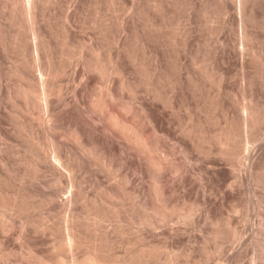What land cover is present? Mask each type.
Wrapping results in <instances>:
<instances>
[{
    "label": "rangeland",
    "instance_id": "obj_1",
    "mask_svg": "<svg viewBox=\"0 0 264 264\" xmlns=\"http://www.w3.org/2000/svg\"><path fill=\"white\" fill-rule=\"evenodd\" d=\"M25 4L0 0V264H32L35 256L56 261L53 248L68 229L90 245L102 236L105 253L130 264H264V120L245 123L243 109L254 105L264 115V0L249 1L256 19L248 27L240 24L236 0H33L30 12ZM97 48L123 55L139 89L134 95L121 90L116 75L106 80L114 99L94 88L95 73L84 80ZM59 65L66 73L54 79L49 73ZM37 78L56 88L50 99L33 88ZM151 82H162L168 106L154 101ZM112 111L126 125L117 119L116 126ZM76 121L113 158L74 137ZM230 128L239 140L226 147L220 142ZM52 130L61 151L48 137ZM144 140L160 142L153 155L164 158L163 170ZM160 170L163 195L155 185ZM21 186L35 193L23 195ZM14 202L25 208L13 209ZM30 246L35 253L27 260ZM88 247L72 250L82 257ZM69 251H62L66 260Z\"/></svg>",
    "mask_w": 264,
    "mask_h": 264
},
{
    "label": "bare ground",
    "instance_id": "obj_2",
    "mask_svg": "<svg viewBox=\"0 0 264 264\" xmlns=\"http://www.w3.org/2000/svg\"><path fill=\"white\" fill-rule=\"evenodd\" d=\"M28 1V0H27ZM249 1L250 0H236V8H238V12H239V15H240V24L242 25V27H245V26H247L248 24H249V22L250 21H253L254 20V18L256 17V15L254 14V12L255 11H253V10H251L250 12H248V10H247V5H248V3H249ZM35 3V2H34ZM27 4V3H26ZM25 4V8H26V12H30V9H32V6H33V0H29V4H28V6ZM35 5V4H34ZM254 7V6H253ZM34 12V11H33ZM35 15V14H34ZM33 18V17H32ZM31 19V18H30ZM35 19V18H34ZM256 19V18H255ZM36 21V20H35ZM255 21V20H254ZM31 22V21H30ZM34 22V21H33ZM37 23V22H36ZM248 27V26H247ZM247 27H246V29H247ZM243 29V28H242ZM245 29V28H244ZM69 31V30H68ZM248 31V30H247ZM246 30L245 31H243L242 32V39L243 40H246V38L247 39H249V36H248V32H247ZM19 33V32H18ZM251 35V34H250ZM185 39H187V38H185ZM43 40V39H42ZM117 41V40H116ZM187 41V40H186ZM248 41V40H247ZM245 42V41H244ZM23 44V43H22ZM45 44V43H44ZM85 45V44H84ZM245 46V45H244ZM83 47V46H82ZM97 47H99L100 48V46H97ZM20 48H21V45H20ZM23 50H27V48H28V46H26L25 47V45H23ZM21 48V49H22ZM42 48H44V49H46V45H43L42 44ZM95 48V47H94ZM106 48V47H105ZM241 48V47H240ZM34 49L37 51L36 53L37 54H39V51H40V46H39V43L37 42V41H35V44H34ZM88 49V48H87ZM245 49V48H244ZM243 49V50H244ZM22 50V51H23ZM35 50H33V51H35ZM77 50V49H76ZM81 51H82V49H80ZM115 50V49H114ZM125 50V49H124ZM241 50V49H240ZM71 51V50H70ZM85 51V50H84ZM95 51V52H94ZM242 51V50H241ZM103 52V51H102ZM102 52H101V50L100 49H95V50H93V53H95L96 54V57H95V59L93 60L92 59V62H90V64H88L87 66H88V68H85V73H84V75L86 76V77H84V80L85 81H87L86 80V78H87V76H89L90 74H88V73H90V72H92V73H95L96 74V76H98V78H96L94 81H93V85H94V88H96V89H98L99 91L98 92H101L102 90H104V91H108V95L110 94V96L114 99L115 98V94H114V92L110 89V86H108L107 84H106V80L109 78V77H111V78H114V75H116V76H119L120 77V80H121V85H120V87H121V90H123V91H127V92H129L131 95H134L135 93H136V91L137 90H139V89H137L136 88V86L133 84V83H131L130 82V78H129V76H128V70H127V68H126V66H125V64H124V62H123V55L121 54V53H117L116 55H113V53H111L110 52V50L108 51V53H107V55L105 56V54H102ZM105 52H107V51H105ZM129 52H131V51H129ZM243 52V51H242ZM81 53V52H80ZM128 53V52H127ZM68 54V53H67ZM71 54V53H70ZM73 54V53H72ZM85 54V53H84ZM64 55V54H63ZM69 55V54H68ZM67 55V56H68ZM105 57H104V56ZM128 55V54H127ZM140 55V54H139ZM38 56V55H37ZM41 56V55H40ZM80 56V55H79ZM129 56H130V58L131 57H133L135 60L138 58V54H129ZM128 56V57H129ZM69 57V56H68ZM140 57V56H139ZM144 57V56H143ZM82 59V58H81ZM140 59V58H139ZM142 59H144V58H142ZM146 59V58H145ZM36 60V59H35ZM90 60V59H89ZM134 60V61H135ZM37 61V60H36ZM132 61V60H131ZM137 61H138V59H137ZM147 60H141L140 62V64L141 65H139V66H141L143 69H145V70H147V62H146ZM195 61V60H194ZM87 62H88V60H87ZM29 64V63H28ZM60 64V63H59ZM62 64V63H61ZM64 64V63H63ZM62 64V65H63ZM138 64V63H137ZM264 64V63H263ZM62 65H59V67H57V68H54V70H51V72L49 73V75L52 77V78H56L58 75L60 76V74H62V73H66V71H64L65 69V67L64 66H62ZM56 66V65H55ZM66 66V65H65ZM28 67V66H27ZM141 67H140V70H141ZM160 67V66H159ZM53 68V66L51 67V69ZM149 68V67H148ZM19 69V68H18ZM26 69V68H25ZM24 69V70H25ZM33 69V68H32ZM48 69V68H47ZM157 69V68H156ZM184 69V68H183ZM24 70H22V71H24ZM69 70V69H68ZM22 71H20V70H17L15 73H17V74H19V75H21V77H25L24 78V80L27 78L26 76V74H25V72H22ZM34 71V70H33ZM38 71V70H37ZM264 71V70H263ZM49 72V71H48ZM141 72V71H140ZM147 72H150L149 71V69L147 70ZM14 73V74H15ZM42 73V72H41ZM44 73V72H43ZM143 73V72H142ZM13 74V75H14ZM17 74H15V75H17ZM150 74V76H152L151 78H153V76H154V73L153 72H150L149 73ZM130 75V74H129ZM146 75H148V74H146ZM47 76V75H46ZM49 76V77H50ZM113 76V77H112ZM115 76V77H116ZM39 77V76H38ZM48 77V78H49ZM71 77V76H70ZM32 78V77H31ZM40 78V77H39ZM48 78H42V79H38L37 78V82H36V84L33 86V88L36 90V92H39V93H41V95H42V98L43 97H45V96H47V95H49L50 97H49V99L51 98V94L53 93H55L56 91V88H55V90H54V88L52 87L53 85H50L49 84V82H48ZM134 78V77H133ZM22 79V78H21ZM30 79V78H29ZM154 79V78H153ZM159 79H161V78H159ZM191 79V78H190ZM32 80H34V79H32ZM36 80V79H35ZM194 80V79H193ZM198 80V79H197ZM50 81V80H49ZM85 81H83V82H85ZM111 81V80H110ZM158 81V80H157ZM162 81V80H161ZM34 82V81H33ZM58 82V81H57ZM196 82V81H195ZM51 83V82H50ZM162 83V82H161ZM161 83H156V82H151L150 83V88H151V92H150V90H149V92H150V94L152 95V98L154 99V101L155 102H158V103H161L163 106H166L168 103H169V99L167 98V96H166V94H165V92H164V90H163V85L161 84ZM86 84H88V82L86 83ZM140 84V83H139ZM33 85V84H32ZM109 85H110V83H109ZM139 86V85H138ZM32 87V86H31ZM113 87V86H112ZM61 88H62V86H61ZM59 89L58 91H60L61 93H63L61 90H63V88L62 89ZM30 89V88H29ZM106 89V90H105ZM28 90V89H27ZM33 90V89H32ZM22 91V90H21ZM27 92V91H26ZM30 92H32V91H30ZM77 92V91H76ZM103 92V91H102ZM33 93V92H32ZM138 93V92H137ZM77 94V93H76ZM75 94V95H76ZM149 94V93H148ZM23 95V94H22ZM34 95V94H33ZM56 95V94H55ZM60 95V94H59ZM78 95V94H77ZM76 95V96H77ZM103 95H104V93H103ZM106 95H107V93H106ZM37 96V95H36ZM150 96V95H149ZM99 97V96H98ZM97 97V98H98ZM102 99H103V97L104 96H100ZM99 97V98H100ZM135 97V96H134ZM20 98V97H19ZM133 98V97H132ZM46 99L44 98V100H43V103H44V101H45ZM83 100H84V98H83ZM94 100L96 101V98H94ZM127 100V99H126ZM98 101V100H97ZM103 101V100H102ZM46 102V101H45ZM133 102V100H130L129 101V99H128V103H127V106L128 105H130V104H133L132 103ZM41 103V102H40ZM48 103V102H47ZM50 103V102H49ZM48 103V104H49ZM80 103V102H79ZM95 103V105H99V104H101L100 102L98 103V102H94ZM170 103H171V101H170ZM124 104V103H123ZM30 105V104H29ZM47 105V104H46ZM50 105V104H49ZM97 105V106H98ZM169 105V104H168ZM167 105V106H168ZM257 105V104H256ZM44 106V105H43ZM127 106H125L123 109L124 110H122V111H125L127 108H129V107H127ZM133 105H131V107H132ZM249 106V105H248ZM248 106H245L244 105V107H243V109H244V111H246L244 114L246 115V113H247V115L246 116H244V120H245V123L247 122H249V120H251L252 122H253V125L254 124H258V122H259V124H260V122H261V120L263 119L264 120V115L262 114L263 113V111H262V109H261V111H262V113H260V111H259V109L257 108V107H254V105H253V107H248ZM251 106V105H250ZM99 107V106H98ZM127 107V108H126ZM259 107V106H258ZM133 108V107H132ZM242 108V107H241ZM51 109V108H50ZM49 109V110H50ZM79 109V108H78ZM97 109V108H96ZM243 109H242V112H243ZM48 110V109H47ZM146 110V109H145ZM128 112V111H127ZM69 113H70V111H69ZM56 115H54V117H55V119L56 120H58L59 118H58V113H55ZM132 114V113H131ZM148 114V113H147ZM146 114V115H147ZM52 115V116H53ZM235 115V114H234ZM50 116V115H49ZM72 116H73V114H72ZM83 116V115H82ZM118 116H119V113H117V112H113L112 111V113H111V115H110V118L112 117V119H113V121L114 122H116L117 121V119H118ZM129 116V115H128ZM148 116H150L149 114H148ZM243 116H239V118H241V117H243ZM53 117V118H54ZM42 119H44V118H42ZM50 119V118H49ZM48 119V120H49ZM83 119V118H82ZM123 119V118H122ZM243 119V118H242ZM241 119V120H242ZM119 120H121V119H118V121L117 122H119ZM135 120V119H134ZM150 122H151V125H153V128L155 129V130H158V128H157V125H156V123H155V120L153 119V118H151L150 117ZM232 120V119H231ZM234 120H236V119H234ZM234 120H232L233 122H234ZM262 120V121H263ZM45 121V120H44ZM81 121V120H80ZM112 121V122H113ZM250 121V122H251ZM49 122V121H48ZM117 122L115 123V125L117 126ZM121 122V121H120ZM119 122V123H120ZM231 122V121H230ZM241 121L239 120V123H240ZM243 122V121H242ZM76 123V129H75V134H74V137H76L77 139H79L82 143H84V144H86V143H92L93 145H95V147L96 148H99L100 150H103L104 151V153H106V154H108L110 157H112V149H109L108 147H106V146H104L102 143H100L99 142V140H93V139H90V137H89V135H91V134H88V129L86 128L87 126H84V124L83 123H80V122H78V121H76L75 122ZM118 123V127L120 126V124ZM145 123V122H144ZM235 123V122H234ZM238 123V124H239ZM128 124V123H127ZM232 124L233 123H231V126L230 127H232ZM123 124H121V126H122ZM124 125H126L125 123H124ZM123 125V126H124ZM241 125H242V123H241ZM243 125H244V122H243ZM248 125H250V124H248ZM55 126H57V125H55ZM132 126V125H131ZM235 126V125H234ZM236 126H238V125H236ZM262 126V125H261ZM98 127V126H97ZM126 127V126H125ZM124 127V128H125ZM148 127V126H147ZM146 127V128H147ZM240 127V126H239ZM242 127V126H241ZM253 127V126H252ZM254 127H255V125H254ZM257 127V126H256ZM27 128V127H26ZM90 128V127H89ZM122 128V127H121ZM127 128V127H126ZM130 128V127H129ZM228 128V127H227ZM249 128V127H248ZM29 129H31V128H29ZM46 129V128H45ZM91 129V128H90ZM93 129V128H92ZM251 129V128H250ZM253 129V128H252ZM37 130V129H36ZM124 130V129H123ZM234 130H235V128L233 129H231L230 128V130L228 131L227 130V132H225V134H227V136H226V139H224L225 141H222V142H220L219 140V142L220 143H223L226 147L227 146H231L232 144H234L233 142H235L236 140H239V139H237L236 137H234L235 136V134H234ZM34 131V130H33ZM90 131V130H89ZM95 131V130H94ZM126 131V130H125ZM192 131V130H191ZM249 131V130H248ZM255 131V130H254ZM260 131V130H259ZM127 132V131H126ZM56 133V132H55ZM158 132H156V136L158 135L157 134ZM184 133V132H183ZM191 133H193V131L191 132ZM195 133V132H194ZM223 133V132H222ZM236 133V132H235ZM252 133H253V131H252ZM45 134H47V133H45ZM224 134V135H225ZM48 135H49V133H48ZM47 135V136H48ZM139 135V134H138ZM163 135V134H162ZM195 135V134H194ZM35 136V135H34ZM73 136V135H72ZM141 136V135H140ZM164 136V135H163ZM166 136V135H165ZM192 136V135H191ZM239 136V135H238ZM247 136V135H246ZM50 139H52L53 140V142H54V144H56L57 146H58V149H60V151H61V146H63L62 145V143H61V141H59L58 140V137H57V135H55L54 133H53V130H52V132H50V136H48ZM95 137H96V135H95ZM95 137H93L94 139H95ZM101 137V136H100ZM139 137V136H138ZM144 137V135L142 136V138ZM199 137V136H198ZM198 137H196V138H198ZM253 137V136H252ZM71 138V137H70ZM92 138V137H91ZM145 138V137H144ZM223 138H225V136L223 137ZM222 138V139H223ZM235 138H236V140H235ZM243 138V137H242ZM247 138V137H246ZM254 138V137H253ZM108 139V138H107ZM195 139V138H194ZM233 139L235 140V141H233ZM75 140V139H74ZM140 140H141V137H140ZM243 140V139H242ZM249 140V139H248ZM248 140H245V141H247L248 142ZM104 141V140H103ZM145 142H147V144H148V141H146V140H144ZM143 141V142H144ZM158 141V140H157ZM157 141H153V142H151L150 143V146H149V144H148V147H149V150L151 151V154H152V161L154 162V164L156 165V167L158 166V167H160V169L161 170H163L165 167H164V164L160 161V160H162V159H157L156 158V156H155V152H157V155L160 153V150H158V149H160V148H158V147H160V146H158V142ZM194 141V140H193ZM77 142V141H76ZM141 142V141H140ZM144 142V143H145ZM195 142V141H194ZM239 142V141H238ZM238 142H236V144L238 143ZM103 143H105V142H103ZM108 143V142H107ZM137 143V142H136ZM143 143V144H144ZM240 143H241V140H240ZM79 144V143H78ZM111 144V143H110ZM194 145H195V143H193ZM235 144V145H236ZM245 144V143H244ZM159 145H160V142H159ZM179 145V144H178ZM198 145V144H197ZM234 145V146H235ZM247 145V144H246ZM251 145V144H250ZM112 146V145H111ZM181 146L183 147V145L181 144ZM86 147V146H85ZM197 146H195V148H196ZM185 148V147H184ZM232 148V147H231ZM245 148V147H244ZM164 149V148H163ZM227 149V148H226ZM226 149H225V151H226ZM232 149H237L236 147H234V148H232ZM232 149H230L228 152H226V153H230V155H234V153H236L237 151H233ZM63 150H64V148H63ZM158 150V151H157ZM204 150V149H203ZM212 150V149H211ZM241 150V149H240ZM59 151V150H58ZM124 151V150H123ZM184 151H185V153H186V158L188 157L187 156V154L190 152V150L188 149V148H185L184 149ZM64 152V151H63ZM99 152V151H98ZM209 152V151H208ZM244 152V151H243ZM242 152V153H243ZM62 153V152H61ZM60 153V154H61ZM70 153V152H69ZM153 153H155L154 155H153ZM213 153V152H212ZM232 153V154H231ZM251 153V152H250ZM238 155L240 154V153H237ZM229 155V154H228ZM50 156V155H49ZM70 156V155H69ZM102 156V155H101ZM159 156V155H158ZM54 157V156H53ZM60 155L58 154V156L56 157V159L59 161L60 160V158H61V162H62V157H60ZM229 157V156H228ZM113 158V157H112ZM161 158V157H160ZM189 158V157H188ZM242 158V157H241ZM244 158V157H243ZM94 159V158H93ZM98 159V158H97ZM12 160V159H11ZM163 160H164V158H163ZM162 160V161H163ZM52 161V160H51ZM100 161V160H99ZM98 161V162H99ZM102 161V160H101ZM53 162V161H52ZM164 162V161H163ZM4 163V162H3ZM66 163V162H65ZM6 164H8V163H6ZM55 164V163H54ZM58 164V163H57ZM127 164V163H126ZM68 165H70V164H68ZM177 165V164H176ZM175 165V167H177V170H181V164L180 165H177L176 166ZM36 166V165H35ZM38 166V165H37ZM63 166V165H62ZM67 166V165H66ZM66 166H65V169H67L66 168ZM72 166V165H71ZM183 167H184V165H182ZM175 169V168H174ZM253 169V168H252ZM26 170V169H25ZM35 170V169H34ZM33 170V171H34ZM37 170V169H36ZM73 170V169H72ZM160 170V173H161V175H159L157 178H156V180H155V185H156V187H157V191H158V193H159V195H163L164 193H165V185H166V183H165V179H164V175L166 174L165 173V170L162 172ZM235 170V169H234ZM69 171V170H68ZM176 171V170H175ZM253 171V170H252ZM158 172V171H157ZM156 172V173H157ZM63 173V172H62ZM159 173V172H158ZM157 173V174H158ZM253 173V172H252ZM36 174V173H35ZM7 176V175H6ZM157 176V175H156ZM69 177V176H68ZM67 177V178H68ZM129 176L128 175H126L125 176V179L128 181V178ZM238 177V176H237ZM17 178V177H16ZM97 178V177H96ZM134 178V177H133ZM72 180V179H71ZM132 180V179H131ZM239 180V179H238ZM126 181V182H127ZM240 181V180H239ZM243 181V180H242ZM31 183V182H30ZM72 183H75V182H72ZM9 184V183H8ZM8 186V185H7ZM12 186V185H11ZM103 186V185H102ZM35 189V188H34ZM37 189V188H36ZM39 190V189H38ZM73 190H74V188H73ZM106 190V189H105ZM20 192H22V194L23 195H31V193H32V190H29L28 188H26L25 186H21V189H20ZM79 192L82 194L83 193V189L80 187V190H79ZM19 193V192H18ZM33 193H35V192H33ZM32 193V194H33ZM20 194V193H19ZM39 194V193H38ZM80 194V195H81ZM158 195V196H159ZM15 196V195H14ZM22 196V195H21ZM111 196V195H110ZM24 197V196H23ZM82 197V196H81ZM162 197V196H161ZM164 197V196H163ZM12 198V197H11ZM10 198V199H11ZM22 198V197H21ZM25 199V198H24ZM49 199V198H48ZM7 200H8V198H7ZM16 200V199H15ZM21 200V199H20ZM65 200V202H64V204L65 205H68L67 207H69V208H67V210L68 209H71V207L73 206L72 204H73V196H68L66 199H64ZM206 200V199H205ZM6 201V200H5ZM14 201V200H13ZM22 201H24L23 199H22ZM54 201H56V200H54ZM53 201V202H54ZM60 201H61V199H60ZM105 201V200H104ZM159 201V200H158ZM162 201V200H161ZM17 202V201H16ZM16 202H14V204L12 203V207H13V209H16V210H23L24 208H25V204H22V205H19V204H17ZM46 202H47V199H46ZM56 202H59V201H56ZM87 202V201H86ZM97 202L98 201H96V200H94V203L96 204V206H98L97 205ZM163 202V201H162ZM167 202V201H166ZM7 203V202H6ZM49 203H52V200L51 199H49ZM60 203V202H59ZM91 203V202H90ZM93 203V204H94ZM103 203V202H102ZM107 203V202H106ZM159 203V202H158ZM53 204V203H52ZM92 204V205H93ZM94 204V205H95ZM117 204V203H116ZM10 205V204H9ZM39 205V204H38ZM43 205V204H42ZM1 206V205H0ZM104 206V205H103ZM7 207H9V206H7ZM122 207V206H121ZM140 207H141V205H140ZM144 207V206H143ZM142 207V208H143ZM163 207V206H162ZM97 208V207H96ZM146 208V207H145ZM144 208V209H145ZM164 208V207H163ZM9 209V208H8ZM73 210V209H72ZM141 210H143V209H141ZM71 211V210H70ZM70 211H68V212H70ZM96 211H98V210H96ZM145 211V210H144ZM144 214V213H143ZM75 215V214H74ZM146 216V215H145ZM149 216V215H148ZM150 217V216H149ZM152 218V217H151ZM76 219V218H75ZM153 219V218H152ZM45 220V219H44ZM73 220V219H72ZM154 220V219H153ZM4 221V220H3ZM70 222V221H69ZM35 223V222H34ZM149 223H151V224H153L154 225V221H152V220H150V222ZM0 224H2V223H0ZM9 224V223H8ZM6 225V224H5ZM4 225V226H5ZM31 225V224H30ZM68 227V226H67ZM66 227V228H67ZM5 229H6V227H5ZM50 229V228H49ZM51 230V229H50ZM27 232H28V230H27ZM68 234L65 236V237H63V240H62V242L57 246V243H55L56 244V246L53 248V252H54V254L56 255V257H57V259H56V261H53L52 259H47V258H45L44 256H35L34 258L32 257V259L30 260V256H32V254L34 255V250H33V248H32V246H30V251H29V255H28V258H27V260H30V263H32V264H130L128 261H119V260H122V259H119V260H117V258H114V256H113V258L111 257V256H109V255H107L106 253H105V251H104V246L102 247V245L100 244V242L98 241L100 238H102V236L98 239V238H96V240L95 241H91L93 244L92 245H90V243H88V242H90L89 240H90V238H89V240H88V238H86L87 236H85V234L83 235L82 234V232H78V233H74V232H69V229H68ZM238 232L237 231H234V235L235 234H237ZM29 234V233H28ZM54 234V233H53ZM238 235V234H237ZM64 236V235H63ZM5 238V237H4ZM88 240V241H87ZM61 241V240H60ZM103 241H104V239H103ZM103 244V243H102ZM88 245L90 246V248L88 247ZM34 246V245H33ZM81 247V246H85V247H88L89 249L85 252V254L82 256V257H77L75 254H76V252L75 251H73L72 250V248L73 247ZM53 247V246H52ZM74 249V248H73ZM83 249V248H82ZM67 250H71V251H69V253L71 254V253H73L74 252V255L71 257V258H69L68 260H66V258L64 259V256H62L63 254V252L62 251H67ZM37 253V252H36ZM38 254V253H37ZM68 254V253H67ZM39 255V254H38ZM76 256V257H75ZM30 257V258H29ZM69 257H70V255H69ZM54 259V258H53ZM133 261V260H132ZM21 264H24V263H21ZM26 264V263H25Z\"/></svg>",
    "mask_w": 264,
    "mask_h": 264
}]
</instances>
